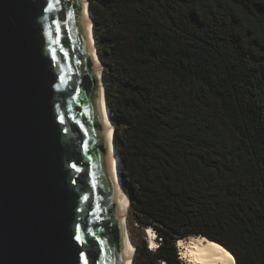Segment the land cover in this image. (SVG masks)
<instances>
[{
    "label": "trees",
    "instance_id": "16d2710c",
    "mask_svg": "<svg viewBox=\"0 0 264 264\" xmlns=\"http://www.w3.org/2000/svg\"><path fill=\"white\" fill-rule=\"evenodd\" d=\"M132 264L205 237L264 264V0H87ZM148 230L158 241L152 249Z\"/></svg>",
    "mask_w": 264,
    "mask_h": 264
},
{
    "label": "water",
    "instance_id": "95a60500",
    "mask_svg": "<svg viewBox=\"0 0 264 264\" xmlns=\"http://www.w3.org/2000/svg\"><path fill=\"white\" fill-rule=\"evenodd\" d=\"M93 23L0 0V264H128Z\"/></svg>",
    "mask_w": 264,
    "mask_h": 264
},
{
    "label": "bare ground",
    "instance_id": "6f19581e",
    "mask_svg": "<svg viewBox=\"0 0 264 264\" xmlns=\"http://www.w3.org/2000/svg\"><path fill=\"white\" fill-rule=\"evenodd\" d=\"M86 17L91 18L89 14H86ZM93 45V41H92ZM94 51V50H93ZM95 59L97 63L100 65L98 58L94 52ZM101 71L99 70V74ZM102 91V88H101ZM101 96H103L101 92ZM103 100V99H102ZM104 103V102H103ZM107 107L104 104L103 112L105 116V121L108 124L110 136H109V146H110V156L112 162V169L114 173V178L119 190L121 197L123 198L122 201V223H123V235H124V248L126 252L129 254L128 257V264L133 262L134 254H135V247L131 241L129 236L128 228H127V220H128V211L130 208L129 199L124 192L121 177H120V158L118 153L116 152L115 148L113 147V135H114V125L108 115ZM152 232L148 230V233ZM190 242H186L185 239H181L178 243V247L182 252V256L184 259L187 260V264H236V259L234 255L228 251L222 245L211 241L205 237H190ZM155 242V240H154ZM152 242V245H154ZM154 247V246H151Z\"/></svg>",
    "mask_w": 264,
    "mask_h": 264
},
{
    "label": "rangeland",
    "instance_id": "374dc122",
    "mask_svg": "<svg viewBox=\"0 0 264 264\" xmlns=\"http://www.w3.org/2000/svg\"><path fill=\"white\" fill-rule=\"evenodd\" d=\"M103 84H104V83H103ZM130 208H131V206H130ZM130 208H129L128 215H127V217H128V220H127V228H128V232L133 231V232H132V233H133V236L135 237V239L137 240V242L141 243L143 240H145V239L147 238V234H146L144 228L139 227V226H137L136 224H135V225L131 224V227L129 226V221H130V217H131ZM152 234H153V233H152ZM129 236H130V234H129ZM148 236H149V242H150V243H148V245L150 244V246H154V247H151L152 249L156 248L157 245H158V244H156V243H158V241H157L156 239H155V242L152 241V240L154 239V236L151 235L150 232L148 233ZM151 239H152V240H151ZM185 240H186V242H190V239H185ZM152 242H154V245H152ZM178 243H179V242H178ZM178 252H179V254H180V260H181V262H182L183 264H187V263H186L187 260L183 258V256H182V252H181V250H180L179 247H178Z\"/></svg>",
    "mask_w": 264,
    "mask_h": 264
},
{
    "label": "snow or ice",
    "instance_id": "6c2138e0",
    "mask_svg": "<svg viewBox=\"0 0 264 264\" xmlns=\"http://www.w3.org/2000/svg\"><path fill=\"white\" fill-rule=\"evenodd\" d=\"M85 264H87V261L85 260Z\"/></svg>",
    "mask_w": 264,
    "mask_h": 264
}]
</instances>
